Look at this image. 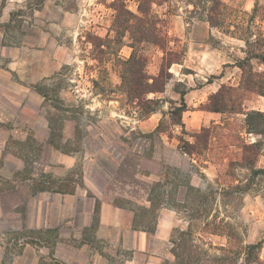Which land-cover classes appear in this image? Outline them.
Instances as JSON below:
<instances>
[{
	"label": "rangeland",
	"instance_id": "1",
	"mask_svg": "<svg viewBox=\"0 0 264 264\" xmlns=\"http://www.w3.org/2000/svg\"><path fill=\"white\" fill-rule=\"evenodd\" d=\"M256 4L250 15L239 12L240 1L217 7L213 23L233 35L245 29L247 40L256 35L262 45L264 0ZM157 10L153 0H0V264H176L173 240L190 221L178 201L194 200L187 186L228 193L202 206L207 213L192 234L199 264H213L216 248L227 244L201 231L205 221L221 220L245 244L263 242L250 264H264V176L252 177L243 160V116L211 127L200 139L206 144L209 135L208 151L196 134L173 128L179 109L159 132L142 125L164 105L148 101L150 76L160 69L154 87L164 89L170 62L181 57L160 63L167 20ZM258 158L251 156V167ZM205 161L217 168L204 171ZM162 168L179 172L180 207L162 203L152 232L135 229L134 211L149 208ZM105 205L121 215L109 212L99 226L96 209ZM113 219L125 227H113ZM165 219L174 227L170 241L157 237Z\"/></svg>",
	"mask_w": 264,
	"mask_h": 264
},
{
	"label": "crops",
	"instance_id": "2",
	"mask_svg": "<svg viewBox=\"0 0 264 264\" xmlns=\"http://www.w3.org/2000/svg\"><path fill=\"white\" fill-rule=\"evenodd\" d=\"M176 1L177 5L168 0H163L160 3L153 0V5L158 8L157 13L167 20L164 26L165 51L160 63L164 61L165 56L175 57L179 53L181 57L179 60L170 62L168 66L170 78L165 82L163 91L148 94L149 101H160L161 104H164L163 110L157 109L150 112L142 125L156 130L164 118H168L175 110L179 109V121H170L173 128H180L190 134H199L203 129H210L213 126L224 127L225 119L229 116L231 119L243 116L245 120L247 114L251 112L264 114V96L245 87L247 81H258L264 77V62L248 56L251 44H256L258 41L257 36L254 35L250 41H247L242 35L248 33L245 29L237 30L239 35H233L225 33L219 27L211 24L209 18L212 16L210 6L212 0L206 1L205 8L200 5L204 0ZM219 1L229 6L240 1L239 12L245 15H250L256 4V0ZM231 28L232 31L237 29L235 26ZM151 44L154 47H159L155 43ZM263 52L264 50H259V53ZM130 56V54H125V56L119 57L127 60ZM153 59L156 60V58ZM159 74L160 69L150 76V84ZM225 88L233 94L230 96L232 97L231 101L229 100L227 103L229 107L225 104V109L222 110L211 108L212 99ZM238 93L241 96H236ZM238 103L240 104L238 105ZM169 106V112L165 113ZM183 106L184 108H182ZM237 106L238 108H236ZM146 127L141 126V128ZM186 136L194 139L190 135L186 134ZM245 137L247 144H254L262 140L261 136L247 133L246 129ZM208 166L217 168L214 163L205 161L203 170L207 172ZM256 167L264 170V149L259 155ZM109 212L118 217L121 215L116 207L110 205L100 207L99 226L107 223L105 215ZM123 223L125 224L123 219L110 221V225L119 228L125 227ZM173 231L172 220L165 219L159 223L157 237L168 241L171 239ZM99 238L101 239V237ZM145 241L144 239V243Z\"/></svg>",
	"mask_w": 264,
	"mask_h": 264
},
{
	"label": "trees",
	"instance_id": "3",
	"mask_svg": "<svg viewBox=\"0 0 264 264\" xmlns=\"http://www.w3.org/2000/svg\"><path fill=\"white\" fill-rule=\"evenodd\" d=\"M211 4H213L212 7V15H215V11L217 7H221L225 5L219 0H212ZM255 4V9L256 10ZM211 24L214 26H217V24L213 23L212 16L209 18ZM264 39V38H263ZM249 41V40H247ZM264 42V40H263ZM263 47L264 50V44L260 45V41L256 42V47L254 49L249 50L248 56L255 57L264 62V52L259 53V48ZM258 49V50H257ZM160 78V75L154 79V82L152 84H149V87H152L148 90L147 95L149 93L153 92H162L163 89H155V84L157 82V79ZM245 87L249 90L257 91L261 93L264 96V84L263 80L260 79L258 81L249 80L246 82ZM229 90L224 89L212 99V105L211 108L222 110L225 109L224 105L228 103V101H231ZM138 99V98H137ZM149 101V100H148ZM152 102V101H150ZM223 106V107H222ZM184 108V106L182 107ZM151 110L150 112H152ZM149 112V113H150ZM246 124V130L247 133L258 135L262 137V140L257 141L254 144H247L244 143L242 146L243 150V160L247 161V168L251 172L252 177L257 176H264V170L258 169L255 165L252 166V159L251 156H259L264 147V114L259 112H251L247 114V117L245 119ZM160 126L156 129V132H159ZM209 133V129H203L202 133L196 134L195 138L197 142H201L204 144V141H201L202 138L204 139V134ZM201 139V140H200ZM205 145L206 151L211 149V143H210V137L208 135L207 142ZM190 148L188 150H185V154L187 155H194L193 150L194 145L189 144ZM123 170V169H122ZM122 172V171H121ZM171 172L176 174L174 177ZM167 169L164 170L162 168L159 173L157 174V179L153 182V184L149 187V199H150V206L149 208H138L134 211V218H133V227L135 229H142L148 232H152L153 228L157 227L158 224V218L154 214V211L160 207L162 203L170 205H176L177 200L175 198V194H183L184 192L178 188L176 185L178 182L179 172L177 169L173 170ZM173 176V177H172ZM176 179V180H175ZM186 194L189 192L193 195L194 200H188L185 198L179 199L178 202L182 204V207L184 209H187L186 211L189 213L190 221H189V230L187 232H180L178 238L173 240L174 243V256L176 260V264H199V262L202 260L201 252L197 253L196 247L193 245V229L198 228L199 224L198 221L201 218H204L203 216L207 213L208 208L205 209L202 208L203 205H206L209 200L216 199V196L219 195L221 199L228 197V193L226 192H218V190H214L213 188H209L208 192H203L201 189H197L195 187L187 186ZM237 193H246L248 192L247 189H240L239 186L236 187ZM41 191L46 190V188L40 189ZM58 193L65 194L62 190H54ZM180 207V206H179ZM100 209H96L97 214L99 215ZM160 212V211H159ZM152 218V219H150ZM99 223V218H97ZM96 221V220H95ZM202 233L204 234H210L213 236H223L227 238V244L225 246H221L219 248H216L217 254L214 255L211 262L213 264H241V262H244V264H250L252 262H258L259 261V252L262 249L263 242H258L256 244H245L243 240H241L240 236L238 235L237 231L231 225L229 222L225 220H221L220 222H204L202 228ZM197 254V256H196ZM209 262V261H208Z\"/></svg>",
	"mask_w": 264,
	"mask_h": 264
}]
</instances>
